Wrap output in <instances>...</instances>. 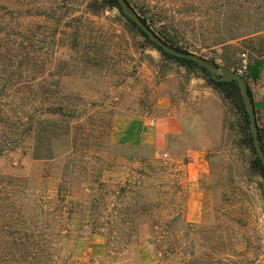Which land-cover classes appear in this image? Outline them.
<instances>
[{
	"label": "rangeland",
	"instance_id": "1",
	"mask_svg": "<svg viewBox=\"0 0 264 264\" xmlns=\"http://www.w3.org/2000/svg\"><path fill=\"white\" fill-rule=\"evenodd\" d=\"M1 1L22 11L44 8L55 17L52 24L69 21L84 5V0ZM130 2L139 14L159 19L151 24L156 33L169 31L180 47L202 54L220 71H237L243 54L251 64L256 61L242 39L213 44L215 32L233 22L227 19V0ZM92 19L97 70L70 63L62 77L63 92L85 109L78 151L68 168L65 157L34 160L18 152L0 158V176L20 178L15 189L5 190L3 211H14L6 213L14 223L1 228V235L24 239L26 231L35 233L29 234L36 241L29 251L42 252L43 264H264V176L243 142L237 108L221 98L219 164L212 163L213 151L196 158L167 148L156 132V105L163 83L182 65L139 35V47H130L123 32L128 24L117 7L97 8ZM70 53L64 48L58 55L69 59ZM247 83L254 101L264 102V70L262 80L249 77ZM256 118L264 132V109ZM57 188L67 193V208L57 210L52 199ZM13 249L9 243L0 247L5 253Z\"/></svg>",
	"mask_w": 264,
	"mask_h": 264
},
{
	"label": "trees",
	"instance_id": "2",
	"mask_svg": "<svg viewBox=\"0 0 264 264\" xmlns=\"http://www.w3.org/2000/svg\"><path fill=\"white\" fill-rule=\"evenodd\" d=\"M128 2L131 4L130 0ZM83 4V9L77 15L75 11L70 13L69 21L52 24L55 17L48 15L44 8L30 6L22 11L13 4L7 5L0 0V158L18 152L29 155L34 160L65 157V166L69 167L70 158L78 151L85 109L77 102L78 98L63 92L62 77L70 63L71 67H79L81 64L85 70H97V23L92 19L97 17V8H118L128 24L123 32L132 40L128 41L130 47H139L137 35L146 42L149 41L148 36L123 13L117 0H84ZM69 5L76 8L74 2ZM226 5L230 7L227 19L233 22L222 31L215 32V38H208H214L213 44L218 46L242 39L249 43L248 49L254 54V60L264 61V0H227ZM140 15L145 22L150 20L151 24L155 20L159 21L143 13ZM36 17L41 20H35ZM168 32L157 34L171 46L190 52L180 47L178 38ZM124 34L119 37L123 39ZM153 46L164 57L186 67L190 72H201L208 85L223 100L237 108L243 142L255 154L253 166L264 176V165L253 143L250 117L237 81H215L209 71L197 62L167 54L154 43ZM64 48L71 52L69 59L58 55ZM263 70L264 66L254 83L263 79ZM244 77L247 80L250 76ZM248 91L254 101L249 85ZM258 110L256 109V114ZM95 130L92 128L91 132ZM259 140L264 149V132L260 129ZM0 177V210L3 212V215L0 213V247L6 243L14 247L6 253L0 250V260H7L11 264H43L40 260L42 252L36 249L29 251L30 246L36 244V241H31L29 234L35 233L26 231L24 239L17 233L1 235L2 229L11 228L14 223L13 217L6 216V213L13 215L14 211H3L4 193L8 188H16L14 180L19 177ZM65 181L66 179H62L59 184L64 185ZM61 189L63 188H57L52 198L58 204L57 210H61V205L67 208L69 204L67 193H63ZM11 200L14 203V198Z\"/></svg>",
	"mask_w": 264,
	"mask_h": 264
},
{
	"label": "crops",
	"instance_id": "3",
	"mask_svg": "<svg viewBox=\"0 0 264 264\" xmlns=\"http://www.w3.org/2000/svg\"><path fill=\"white\" fill-rule=\"evenodd\" d=\"M179 68L170 81L165 80L157 100L158 139L167 148L185 149L196 158L213 151L212 163L219 164L218 147L223 134L221 95L202 75L184 66Z\"/></svg>",
	"mask_w": 264,
	"mask_h": 264
},
{
	"label": "water",
	"instance_id": "4",
	"mask_svg": "<svg viewBox=\"0 0 264 264\" xmlns=\"http://www.w3.org/2000/svg\"><path fill=\"white\" fill-rule=\"evenodd\" d=\"M123 13L137 26L139 27L147 36L151 43H154L160 47L165 53L170 54L175 57L184 58L197 62L199 65L204 67L209 71L211 77L215 81H231L235 80L239 84L241 89V94L243 97L245 108L250 117V128L253 137V143L256 148L257 154L264 165V149L259 140V129L256 118V109H264V102H254L249 95L248 83L244 76L239 74L237 71H220L219 68L211 63L204 56L194 53L186 52L177 49L166 41H164L151 27V21H144L141 15L129 4L128 0H117ZM264 66V61H256L252 64L249 76L252 81H256L260 76V71Z\"/></svg>",
	"mask_w": 264,
	"mask_h": 264
},
{
	"label": "built area",
	"instance_id": "5",
	"mask_svg": "<svg viewBox=\"0 0 264 264\" xmlns=\"http://www.w3.org/2000/svg\"><path fill=\"white\" fill-rule=\"evenodd\" d=\"M250 69H251V62L249 61L246 54H243L242 61L239 68L237 69V72L242 76H246L249 75Z\"/></svg>",
	"mask_w": 264,
	"mask_h": 264
}]
</instances>
